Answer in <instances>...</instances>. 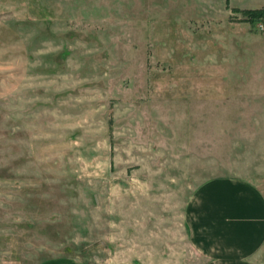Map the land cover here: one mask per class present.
I'll use <instances>...</instances> for the list:
<instances>
[{"label": "rangeland", "instance_id": "obj_1", "mask_svg": "<svg viewBox=\"0 0 264 264\" xmlns=\"http://www.w3.org/2000/svg\"><path fill=\"white\" fill-rule=\"evenodd\" d=\"M264 0H0V264H201L187 205L264 183Z\"/></svg>", "mask_w": 264, "mask_h": 264}, {"label": "crops", "instance_id": "obj_2", "mask_svg": "<svg viewBox=\"0 0 264 264\" xmlns=\"http://www.w3.org/2000/svg\"><path fill=\"white\" fill-rule=\"evenodd\" d=\"M187 206L188 232L204 257L201 264H264V183L210 178L195 189Z\"/></svg>", "mask_w": 264, "mask_h": 264}, {"label": "trees", "instance_id": "obj_3", "mask_svg": "<svg viewBox=\"0 0 264 264\" xmlns=\"http://www.w3.org/2000/svg\"><path fill=\"white\" fill-rule=\"evenodd\" d=\"M248 19H264V7L240 10Z\"/></svg>", "mask_w": 264, "mask_h": 264}]
</instances>
